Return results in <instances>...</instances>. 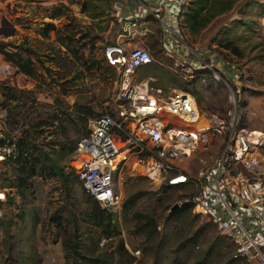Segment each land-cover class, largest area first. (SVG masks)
Instances as JSON below:
<instances>
[{"label": "rangeland", "instance_id": "374dc122", "mask_svg": "<svg viewBox=\"0 0 264 264\" xmlns=\"http://www.w3.org/2000/svg\"><path fill=\"white\" fill-rule=\"evenodd\" d=\"M78 2L79 0H0V21L5 18L14 29L11 35L0 34V97L6 102L5 115L7 111L10 113L7 125L9 132L4 135L11 136L13 133L15 141L27 128L28 121L38 120L45 122L44 127H41L43 132L38 137V143H42L40 146L44 148L56 147V142L79 138L85 132L89 118L110 113L111 95L116 82L112 72L110 75L111 70L106 68L102 48L122 41L118 36L120 28L110 23L112 28L96 33L94 28H90L91 21L80 14ZM262 4L264 5V0H235L231 10L212 18L204 29L192 35L184 30L185 40L190 45L201 51H209L210 54L221 50L226 58L238 66L241 75L239 80L233 81L237 82L236 85L224 77L213 82L206 70H189L178 64L173 57L164 55L162 51L158 52L160 45L158 47L159 43L155 40L156 25L153 22L147 24L150 33L142 39L150 52L152 49L153 60L135 69L132 75L135 81L145 80L149 86L161 88L164 94L173 88L190 92L202 111L225 119L227 111L234 108L237 127L263 135V143L257 149V156L260 160L258 164L264 172V45L252 49L247 45V39L244 40L250 33L243 26L232 23L244 17H252L259 26L258 33L252 34L251 40L259 36L264 40ZM55 7L63 14L50 18ZM46 23L51 24L52 29L46 34L47 38H44L39 34L44 31ZM4 27L7 30L8 27ZM70 28L80 31L73 35L75 42L71 44L70 50L78 51V55L83 56L81 59H75L59 44L64 29ZM55 29L60 30L57 36ZM87 34H98L101 41L96 42L93 48L86 39L79 40L80 36ZM234 39H238L239 46L242 47L240 56L221 47L228 40ZM82 43L85 45L82 46ZM5 54L9 59L5 58ZM25 58L32 61L29 74L20 72L12 61L20 59L25 63ZM109 79L110 84L107 83ZM12 90L16 95H21L19 100H12ZM103 94L108 99L100 102ZM79 105L90 106L94 111L84 122L76 115ZM12 111L17 116V122H21L14 129ZM50 112H54V118L50 117ZM218 144L219 140L209 151L195 152L183 162L191 181H195L201 168L212 163ZM61 160L65 162L66 170H72V156ZM11 174L12 163L1 161L0 182L10 181ZM113 178L119 202L111 212L114 214L113 222L117 223L124 245L132 256L129 264H176L181 257L172 252L175 240L187 241L184 238L189 236H197L194 252H205L208 246L215 243L214 250L223 256L224 261L232 259L231 264H247L233 258L231 242L216 238L218 234L205 217L191 209L185 217L169 216L170 212L182 206L185 197L196 190L195 184L189 182L165 187V184L151 183L135 165L130 164L129 159L120 162ZM30 182L31 188L15 195L2 210L0 264H62L60 241L55 238L59 233L54 219L64 203L69 204L73 210L84 208V199L88 195L77 180L72 185H62L56 179L37 178ZM132 193H137L136 198L129 201L127 197ZM174 204H177V208L170 211ZM135 212L150 215L156 235L148 238L137 231ZM144 241H149L152 250L149 246L145 248ZM134 250L138 253L133 255L131 252Z\"/></svg>", "mask_w": 264, "mask_h": 264}, {"label": "built area", "instance_id": "2783aa9c", "mask_svg": "<svg viewBox=\"0 0 264 264\" xmlns=\"http://www.w3.org/2000/svg\"><path fill=\"white\" fill-rule=\"evenodd\" d=\"M184 6L185 0L114 1L110 17L117 22L122 41L102 49L116 82L112 108L87 120L86 134L74 146L72 171L84 192L108 210L119 202L113 176L122 160L129 159L144 178L157 185L191 182L196 190L183 202L190 203L194 213L205 217L219 236L232 243L233 258L264 264V172L257 156L263 135L237 127L234 108L225 119L202 111L190 92L173 88L164 94L132 75L153 59L142 44L126 48L123 41H131L136 29L153 22L164 55L189 70H206L213 82L220 77L230 83L239 80L236 65L185 40L179 22ZM124 75L128 77L123 79ZM123 81L125 86H121ZM7 131L5 110L0 106V162L14 160L16 155L15 136L4 135ZM217 140L214 160L191 181L183 162L195 152L209 151ZM6 194L0 187V216Z\"/></svg>", "mask_w": 264, "mask_h": 264}, {"label": "trees", "instance_id": "16d2710c", "mask_svg": "<svg viewBox=\"0 0 264 264\" xmlns=\"http://www.w3.org/2000/svg\"><path fill=\"white\" fill-rule=\"evenodd\" d=\"M114 1L115 0H79L78 6L80 14L91 21L90 28H94L96 33L104 32L108 28H112L111 25L117 26V22L109 15L112 11ZM234 3L235 0H185V6L179 19L183 37H185L184 30L190 35L197 33L201 29H204L211 22L212 18L225 11L231 10ZM62 7L64 8L63 5ZM262 7L264 8L263 4ZM61 14H63L62 11L55 7L51 11L50 18L58 17ZM232 23L243 26L244 29L250 33L244 40L247 39V45H250L252 49L256 48L258 45H264V40H261L262 38L260 39V36L251 40L252 34L258 33L259 26L252 17H244ZM51 27V24L46 23L44 31L40 32L39 35L47 38L46 34L52 29ZM77 32L80 31H73V28L69 30L64 29V34L63 37L60 38L61 41L59 44L64 47L67 53L70 52L75 59H81L83 56L81 54L78 55V51L75 49L70 50L71 44L75 42L73 35ZM54 33L57 36V34H60V30L55 29ZM157 33L158 31L156 28L154 35L156 43L158 44ZM81 39H86V41L90 43V46L94 48V44L101 41V36L98 34L89 36L87 34L80 36L79 40ZM84 45L85 43H82V46ZM144 46L153 58L152 49L150 52L147 44H144ZM221 47L228 50L233 55H241L242 47L239 46L238 39L228 40V43L222 44ZM90 51H92V49ZM157 51H162V49L159 47ZM220 51L214 52L217 53L221 60L230 64H235L226 58L225 54ZM5 58L9 59V56L6 55ZM12 61L20 72L24 74L31 73L32 61L30 58H25V63L20 59H12ZM106 68L109 71L111 70L108 64ZM111 72L112 70L110 71V75ZM109 81L110 79L107 82L108 84H110ZM98 82L102 83L100 81ZM7 92H9L8 89ZM20 97V94L16 95L15 91L12 90L13 101L19 100ZM100 98V102H105L108 96L103 94ZM5 105L6 102L1 100L0 106L6 111ZM93 112V108L86 105H79V107L76 108L77 118L82 119L83 122L91 117ZM8 116H10V113L7 111L5 115L6 125H9ZM50 117H55L54 112H50ZM16 118V114L12 111V125L14 124L12 129L21 125V122H17ZM43 123L45 122H39L38 120H33L32 122L28 121L26 124L27 128L20 133L18 139L15 141V158L14 160H7L12 163V178L8 182H0V187L8 190L4 206H8L15 195H20L23 191L31 188V180L37 178L42 180L56 179L62 185H72L74 181L77 180L72 170H66L64 168L65 162H63L61 158L65 160L72 156L76 141L86 134V130L79 138L75 139L76 141L66 140L64 142H56L57 144H54L56 147L44 148L40 146L42 143H38V137L43 132V128H41L44 127ZM164 186L170 187L167 185ZM136 195L137 193H132L127 199L133 201ZM84 202V208H76L75 210L71 209L69 204L64 203L61 210L62 212L60 211L56 219H54L55 226L59 233L55 238L60 241L62 264H129L132 256L124 245L117 223L112 221L114 214L111 210L102 208L90 195L85 197ZM190 209V203L182 202V206L170 212L169 216L174 218L185 217ZM135 214L137 231L148 238L149 236L153 237L154 234L156 235L155 226L150 215L136 212ZM142 219L145 220L142 222ZM217 237L219 240L224 238L219 235L216 236V238ZM184 239H187V241H179V239H177L173 245L172 252L177 257H181L178 258L176 264H231L232 259L224 261L223 256L219 252H215V243L208 246L205 252H194L197 236H189V238L185 237ZM144 243L145 248L149 246V241H144ZM170 247H172V244ZM149 249L152 250V246H149Z\"/></svg>", "mask_w": 264, "mask_h": 264}, {"label": "crops", "instance_id": "0c3cea01", "mask_svg": "<svg viewBox=\"0 0 264 264\" xmlns=\"http://www.w3.org/2000/svg\"><path fill=\"white\" fill-rule=\"evenodd\" d=\"M146 27L148 28V26L146 25ZM146 27H142L141 30L140 29H136L133 33H132V36H133V39L131 41H128L126 42L125 40L123 41L124 43H127V44H133L136 45V44H142L144 46V44L142 43V39L144 38V36L147 34V33H150V30H146ZM145 47V46H144ZM146 48V47H145Z\"/></svg>", "mask_w": 264, "mask_h": 264}, {"label": "water", "instance_id": "95a60500", "mask_svg": "<svg viewBox=\"0 0 264 264\" xmlns=\"http://www.w3.org/2000/svg\"><path fill=\"white\" fill-rule=\"evenodd\" d=\"M4 26H7V30H5V27ZM14 29L13 27L11 26V24L5 19V18H2L1 21H0V34H3L4 36H8V35H11L13 33ZM177 208V204H174L170 211L172 209H176ZM112 221H114V217H112Z\"/></svg>", "mask_w": 264, "mask_h": 264}, {"label": "bare ground", "instance_id": "6f19581e", "mask_svg": "<svg viewBox=\"0 0 264 264\" xmlns=\"http://www.w3.org/2000/svg\"><path fill=\"white\" fill-rule=\"evenodd\" d=\"M131 46H134V43H133V44H130V45H129V44H126V45H125L126 48H129V47H131ZM130 76H131V75H130ZM130 76H129V77H130ZM127 77H128V75H124V76H123V79H124V78L126 79ZM126 84H127V83H126L125 81H123V82L121 83V86H125Z\"/></svg>", "mask_w": 264, "mask_h": 264}]
</instances>
